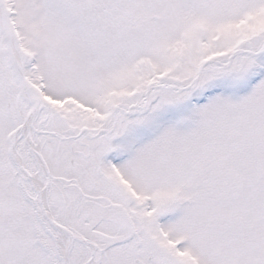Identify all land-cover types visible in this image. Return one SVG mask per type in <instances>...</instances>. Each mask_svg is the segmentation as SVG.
I'll list each match as a JSON object with an SVG mask.
<instances>
[{"label":"snow or ice","instance_id":"obj_1","mask_svg":"<svg viewBox=\"0 0 264 264\" xmlns=\"http://www.w3.org/2000/svg\"><path fill=\"white\" fill-rule=\"evenodd\" d=\"M0 264H264V0H0Z\"/></svg>","mask_w":264,"mask_h":264}]
</instances>
